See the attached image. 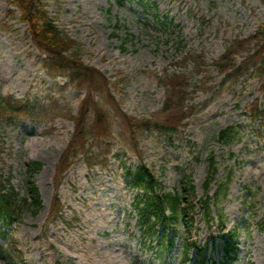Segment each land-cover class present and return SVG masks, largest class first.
I'll return each mask as SVG.
<instances>
[{"label": "rangeland", "instance_id": "1", "mask_svg": "<svg viewBox=\"0 0 264 264\" xmlns=\"http://www.w3.org/2000/svg\"><path fill=\"white\" fill-rule=\"evenodd\" d=\"M38 1L76 41L84 62L110 79L115 101L106 91L95 96L108 112L111 133L90 135L92 152L80 153L56 184L86 87L67 73L48 71L21 11L0 0V94L29 102L35 114H23L18 123L0 121V180L15 187L23 205L17 217L0 221L6 233L0 248L14 259L0 249V264H180L183 224H177L175 248L156 256L157 239L142 237L134 205L141 190L127 170L147 164L163 191H181L189 174L202 198L210 155L218 166L210 192L228 182L227 192L213 203L211 221L197 199L193 238L208 247L211 264L223 259L225 237L236 230L232 264H264V114H250L255 100L264 108V58L242 65L247 52L241 51L235 59L242 67L227 77L215 64L236 39L257 31L264 21L261 0ZM173 73L191 83L184 102L189 115L172 138L152 127L139 134L137 146L125 115L164 117L165 79ZM92 120L93 112L88 130ZM31 161L42 162L35 173ZM30 181L42 200L37 212L25 201ZM55 194L63 203L58 217L51 214Z\"/></svg>", "mask_w": 264, "mask_h": 264}, {"label": "trees", "instance_id": "2", "mask_svg": "<svg viewBox=\"0 0 264 264\" xmlns=\"http://www.w3.org/2000/svg\"><path fill=\"white\" fill-rule=\"evenodd\" d=\"M264 4V0H261ZM10 5L17 7L21 11V18L29 25V31L33 42L39 50L46 55L45 67L50 73H67L69 79L78 87H86V94L81 100L78 113L73 116L75 131L73 137L64 149L60 161L56 169V181L59 182L63 177V172L69 168L78 154L89 149V137L94 135L96 138L108 136L111 133L108 112L105 107L96 98V91H106V95L110 100L115 101V97L110 91V79L97 67L88 65L76 51V41L64 35L58 29L56 23L48 15L38 0H9ZM253 44V46L251 45ZM241 51H246L243 55L241 64L247 65L249 62L262 60L264 58V22L259 26L257 31L249 35L245 39H236L230 47L226 49V53L221 55L215 61L219 70L225 73V77L234 71H239L242 66H237L235 56ZM53 75V74H52ZM167 85L168 96L166 97L165 106L163 108L164 117L150 120L147 118H138L131 114L125 115L126 124L130 129L133 139L138 146V136L144 130H150L157 127L167 134H173L182 125L183 120L189 115L188 106L184 104L189 97L191 90L190 81L185 74L173 73L167 75L165 79ZM33 105L29 102L16 100L13 96H2L0 94V121L1 120H18L23 114L35 116ZM252 114L255 117L264 114V108H261L258 100L251 105ZM93 112L92 125L89 127L87 119L89 113ZM224 136V132L222 133ZM1 153V148H0ZM42 167L41 161H31L29 163L30 173H35ZM217 171L216 161L211 156L210 173ZM130 172V171H129ZM132 172V171H131ZM133 174V182L142 189L138 196L136 209L139 215L140 227L147 236L151 237L160 234L163 244L167 247H174L177 222L182 221L186 228L191 232L194 222V200L196 198L194 185L191 184L188 175L183 177V187L181 191L168 190L159 191L161 183L155 176V173L147 166L140 165ZM29 185V198L25 201L32 206L37 212L42 206V200L39 195V189L33 181ZM208 192L209 185L206 186ZM222 189H218L215 199L218 200L224 195ZM19 192L15 187L8 185V181L0 180V218H8L18 216L21 211L22 204L19 199ZM206 215L210 218L211 206L210 196L203 200ZM62 204L58 194L54 195L52 201V212L58 213ZM221 221H224V214L219 211ZM169 225L174 227V234L167 237V229ZM159 226L161 227L159 229ZM235 241L233 234L227 240V255L233 250ZM195 241H184V254L180 258L181 264H191L190 251L196 246ZM5 254H9V258L13 261V253L8 248H0ZM7 256V255H6ZM11 256V257H10ZM204 256V255H203ZM198 260V264H202L204 257ZM8 257V256H7ZM222 264H226L223 262Z\"/></svg>", "mask_w": 264, "mask_h": 264}]
</instances>
